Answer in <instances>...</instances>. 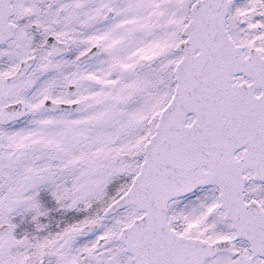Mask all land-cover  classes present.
Segmentation results:
<instances>
[{
  "label": "snow or ice",
  "instance_id": "snow-or-ice-1",
  "mask_svg": "<svg viewBox=\"0 0 264 264\" xmlns=\"http://www.w3.org/2000/svg\"><path fill=\"white\" fill-rule=\"evenodd\" d=\"M0 264H264V0H0Z\"/></svg>",
  "mask_w": 264,
  "mask_h": 264
}]
</instances>
